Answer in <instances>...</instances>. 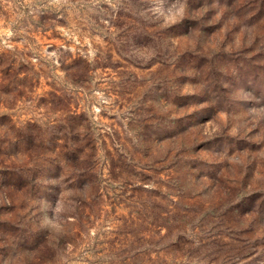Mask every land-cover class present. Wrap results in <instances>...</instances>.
I'll return each instance as SVG.
<instances>
[{"label":"rangeland","instance_id":"rangeland-1","mask_svg":"<svg viewBox=\"0 0 264 264\" xmlns=\"http://www.w3.org/2000/svg\"><path fill=\"white\" fill-rule=\"evenodd\" d=\"M0 264H264V0H0Z\"/></svg>","mask_w":264,"mask_h":264},{"label":"trees","instance_id":"trees-1","mask_svg":"<svg viewBox=\"0 0 264 264\" xmlns=\"http://www.w3.org/2000/svg\"><path fill=\"white\" fill-rule=\"evenodd\" d=\"M76 135H77V134H76ZM76 135H75V136H76ZM79 151H81V149H79ZM162 206H163V219H166V220H174V221H176L175 215H174V216H168L170 210H167V209L165 208V207H167V206H166V205H162ZM187 242H189V241H187ZM216 243H217V242L214 241V244H216ZM172 246H173L174 250L176 249V247L179 248L178 243H175V241L172 242L171 245H169L168 247H171V248H172ZM217 251H218V250H217Z\"/></svg>","mask_w":264,"mask_h":264}]
</instances>
